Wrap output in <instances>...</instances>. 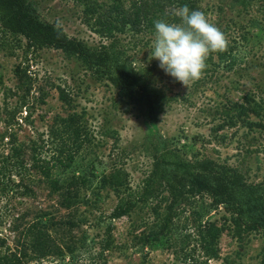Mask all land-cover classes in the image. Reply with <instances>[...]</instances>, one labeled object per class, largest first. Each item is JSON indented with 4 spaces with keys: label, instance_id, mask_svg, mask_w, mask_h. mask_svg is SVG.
Here are the masks:
<instances>
[{
    "label": "rangeland",
    "instance_id": "rangeland-1",
    "mask_svg": "<svg viewBox=\"0 0 264 264\" xmlns=\"http://www.w3.org/2000/svg\"><path fill=\"white\" fill-rule=\"evenodd\" d=\"M27 1L41 20L70 38L98 49L113 41L141 81L166 100L158 120L148 123L141 104L109 81L96 80L77 56L30 47L23 35L0 24V238L5 239L0 251L27 247L40 227L49 236L50 252L28 249L26 264H264L261 235L253 231L238 239L230 214L222 207L211 210L205 194L175 204L162 228L166 192L111 220L117 197L99 182L111 169H124L130 191L139 196L155 152L167 148L187 160L211 158L236 168L248 183L264 184V13L259 4L244 10L232 0H193L195 10L225 34L226 49L233 48L237 62L227 70L217 52L211 53L201 78L185 86L149 59L154 31L127 29L115 32L114 39L96 31V19L105 18L111 5L128 8L132 0ZM245 97L260 104L259 115L236 116L233 107ZM75 114L87 141L63 167L57 158L67 157L61 149L72 141L62 132L61 118ZM89 172L96 178L79 189L77 198L73 187L65 199L69 181L81 173L90 177ZM200 220L221 228L216 258L203 253Z\"/></svg>",
    "mask_w": 264,
    "mask_h": 264
},
{
    "label": "trees",
    "instance_id": "trees-1",
    "mask_svg": "<svg viewBox=\"0 0 264 264\" xmlns=\"http://www.w3.org/2000/svg\"><path fill=\"white\" fill-rule=\"evenodd\" d=\"M236 5L246 10L253 3L264 13V0H232ZM187 5L195 10L193 0H132L128 8L111 5L105 11L106 17H98L99 25L96 31L108 38H115V32L127 29L133 33L145 30L154 31V22L165 20L179 23L180 18L175 14V8ZM0 24L11 33L21 34L28 45L33 48L54 47L63 51L66 56H77L82 64L93 74L96 80H107L117 87L122 96L135 101L144 107V118L148 123H155L158 114L163 111L166 97L156 88L149 87L141 81L137 71L122 58V52L113 49V41L101 48L88 46L82 40L70 38L61 27L47 23L39 18L32 5L27 0H0ZM229 47L217 52L219 62L227 70L237 62V56ZM253 102V104H251ZM260 104L251 97H245L243 103L236 104V116L242 118L248 112L259 115ZM228 113V112H227ZM230 120H232L230 118ZM62 132L68 133L72 143L62 146L58 162L66 167L72 156L84 148L87 136H83V125L77 115L61 118ZM233 123V121H231ZM73 147V149H71ZM67 159V160H66ZM90 177L84 174L75 175L71 179L65 192V199L71 195L75 187V198L79 196V189L86 187L87 182L96 178L93 172ZM100 185L109 187L117 197V203L108 215L111 220L128 215L138 201L155 199L162 192L167 195L161 201H167V212L162 228H166L171 221L174 205L177 203H191L195 196L205 194L210 199L209 208L222 207L230 214L233 234L242 239L244 234L258 232L264 239V184L248 183L243 175L233 167L217 163L211 158L187 160L167 148L158 149L154 154L152 170L144 181L143 191L139 196L130 191L128 173L121 168H113L99 178ZM197 234L203 253L207 258L218 257L216 241L221 228L214 221H199ZM110 234L112 225H107ZM34 239L10 250L8 246L0 251V264H26L27 250L37 251L40 255L49 254L51 244L46 232L36 227L33 231ZM158 240V236H153ZM5 246V239L0 238V248Z\"/></svg>",
    "mask_w": 264,
    "mask_h": 264
},
{
    "label": "clouds",
    "instance_id": "clouds-1",
    "mask_svg": "<svg viewBox=\"0 0 264 264\" xmlns=\"http://www.w3.org/2000/svg\"><path fill=\"white\" fill-rule=\"evenodd\" d=\"M176 15L180 23L154 22L149 59L159 61L167 75L186 86L201 78L209 55L225 50L229 42L204 12L185 5Z\"/></svg>",
    "mask_w": 264,
    "mask_h": 264
}]
</instances>
